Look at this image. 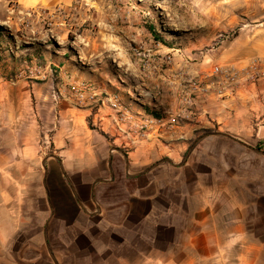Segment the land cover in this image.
<instances>
[{"label":"crops","instance_id":"obj_1","mask_svg":"<svg viewBox=\"0 0 264 264\" xmlns=\"http://www.w3.org/2000/svg\"><path fill=\"white\" fill-rule=\"evenodd\" d=\"M188 59L193 77H239L209 87L175 131L129 134L125 153L111 148L113 111L104 137L62 93L0 74V264H264V79L243 73L264 72V21ZM174 88L150 108L117 96L136 119L158 117L177 108Z\"/></svg>","mask_w":264,"mask_h":264},{"label":"rangeland","instance_id":"obj_2","mask_svg":"<svg viewBox=\"0 0 264 264\" xmlns=\"http://www.w3.org/2000/svg\"><path fill=\"white\" fill-rule=\"evenodd\" d=\"M253 21H264V0H0V27L10 38L12 56L0 63V74L11 82L29 77L45 95L55 92L62 99V93L79 109V119L108 137L111 110L106 107L94 123L98 107L77 104L74 86L90 84L102 97L112 93L133 108H150L177 81L179 89L188 85V77L176 78L180 72L193 76L189 55L231 39ZM149 28L165 44L155 42ZM72 70L79 71V85H70L76 81L70 78ZM48 81L54 89L44 85ZM162 108L163 117L177 112ZM87 109L91 113L80 112ZM121 142L111 144L112 150L125 153ZM116 195L122 196L123 189Z\"/></svg>","mask_w":264,"mask_h":264},{"label":"built area","instance_id":"obj_3","mask_svg":"<svg viewBox=\"0 0 264 264\" xmlns=\"http://www.w3.org/2000/svg\"><path fill=\"white\" fill-rule=\"evenodd\" d=\"M244 75L252 81H258L264 79V72L259 66V62L254 64L247 70L243 71ZM188 77L187 86L178 94V105L176 114H168L169 117L163 116H140V119H136L132 114H129L126 107L121 103L118 96L107 95L102 97L92 85L82 84L81 86L73 87L72 91L75 94L76 102L79 105H83L87 101L91 106L96 105L98 110L103 107H108L114 112L115 118L113 119L115 130L117 132L116 140H122L121 145L123 148L130 146L131 140L128 135L133 133L138 140L145 139L149 132L152 130H166L175 131L181 122H185L195 116L194 108L197 106L199 96H204L208 93L209 87L214 86L219 88L217 94H222V82L228 81L235 83L239 77V73L234 70H222L219 66H213L211 71L205 76L201 77H189L185 72L177 74V80L185 79ZM129 123L126 128L125 124ZM136 142L135 140H132Z\"/></svg>","mask_w":264,"mask_h":264},{"label":"trees","instance_id":"obj_4","mask_svg":"<svg viewBox=\"0 0 264 264\" xmlns=\"http://www.w3.org/2000/svg\"><path fill=\"white\" fill-rule=\"evenodd\" d=\"M149 33L151 34V36L155 42L165 44V42L157 36V34L154 32V30L152 28H149ZM9 42H10L9 36L6 34L5 30L0 27V63H2V62L5 63V62H7L8 59L12 58V56L9 53V51H10ZM11 69H13V67ZM211 133L212 132L209 130H206L203 132L204 135H208ZM104 137H106V136H104Z\"/></svg>","mask_w":264,"mask_h":264}]
</instances>
